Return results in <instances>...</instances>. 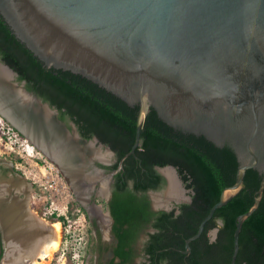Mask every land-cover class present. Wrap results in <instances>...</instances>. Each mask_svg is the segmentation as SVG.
<instances>
[{"label": "water", "instance_id": "water-1", "mask_svg": "<svg viewBox=\"0 0 264 264\" xmlns=\"http://www.w3.org/2000/svg\"><path fill=\"white\" fill-rule=\"evenodd\" d=\"M0 15L46 67L80 74L138 106L134 141L120 163L135 154L151 108L169 126L234 152L235 181L185 240L184 253L242 188L246 170H257L253 203L236 217L229 262L235 264L242 224L264 190V0H0ZM0 117L72 186L82 179L87 147L112 154L95 137L86 141L66 127L57 109L1 59ZM15 177L24 185L22 175Z\"/></svg>", "mask_w": 264, "mask_h": 264}, {"label": "trees", "instance_id": "trees-1", "mask_svg": "<svg viewBox=\"0 0 264 264\" xmlns=\"http://www.w3.org/2000/svg\"><path fill=\"white\" fill-rule=\"evenodd\" d=\"M0 59L18 73V79L26 81L28 90L54 106L60 119L68 117L74 121L84 137L96 135L115 151L118 159L130 150L138 106H129L80 74L46 67L14 36L1 15ZM123 163L125 176H145V182L138 184L141 188L156 186L160 176L155 166L171 164L192 189L191 201L181 204L180 214L174 218L170 215L166 224L168 229L182 232V236L178 234L175 241L164 245L180 247L184 237L197 231L200 221L219 199L223 188L234 183L238 165L230 148L218 147L204 136L169 126L152 108L141 126L140 145ZM259 181L257 170H246L242 188L216 209L201 235L190 243L193 256L188 259L189 264H229L236 217L252 205ZM218 219L221 223L217 222ZM50 220H62L64 224V216L51 214ZM217 224V238L210 242L206 230ZM175 259L174 264H179ZM235 264H264V190L258 207L242 224Z\"/></svg>", "mask_w": 264, "mask_h": 264}, {"label": "flooded vegetation", "instance_id": "flooded-vegetation-1", "mask_svg": "<svg viewBox=\"0 0 264 264\" xmlns=\"http://www.w3.org/2000/svg\"><path fill=\"white\" fill-rule=\"evenodd\" d=\"M60 120L70 130L75 127L82 139L90 141L95 137L96 146L99 143L107 145L96 135L84 137L68 117ZM111 150V155L93 153V149L87 147L82 155V179L72 186L66 177L74 198L69 202V210L82 224L79 228L83 242L81 264H174L175 258L179 264H189L188 259L193 256L191 244L190 251L184 253L185 240L189 236L184 237L182 247L164 244L175 241L178 234L182 236V232H174L166 224L170 215L174 218L180 214L181 204L191 201L192 189L178 171L174 173L166 168L171 164L155 166L160 176L156 186L141 188L138 184L145 182V176H125L124 160L120 163L124 155L118 159ZM17 167L14 162L0 158V264H13L9 258L17 259L18 264L30 260L26 254L20 256L14 248L16 231L39 229L47 222H55L34 199V184L26 179L24 185L17 183L15 176L21 175ZM167 171L176 182L175 195H169L172 187ZM32 208L36 209L38 217ZM59 222L64 226L62 220ZM217 222L221 223L219 219ZM22 224L23 229L19 228ZM218 229L219 224L206 230L208 241L216 240Z\"/></svg>", "mask_w": 264, "mask_h": 264}, {"label": "rangeland", "instance_id": "rangeland-1", "mask_svg": "<svg viewBox=\"0 0 264 264\" xmlns=\"http://www.w3.org/2000/svg\"><path fill=\"white\" fill-rule=\"evenodd\" d=\"M1 121L5 126L12 127L9 123L3 121L2 119ZM0 130V158L2 160L14 162L15 165L18 166L17 169L20 174L27 181L34 184L35 191L33 193V197L34 199L36 198V201L41 203L42 210L45 211L47 215L55 214L56 216H64V226H61L62 224L59 222L61 227L59 245L57 249L52 252L51 256L44 259L43 264H81L83 259L81 257L83 242L82 233L79 228L82 227V224L75 218L72 211L69 210V202H72L74 198L66 177L50 160L58 169L59 177H56L53 174L52 177L54 179L52 180L51 177L45 178L39 175L41 177L39 180L38 175L35 174L37 170L33 169V165H30L28 159L25 157V151H23L21 146L15 141L13 142L12 147H10V139L6 135V127L4 129L0 127ZM14 130L17 131L16 129ZM22 137L24 136L22 135ZM43 156L46 157L45 155ZM54 186H57L59 189L57 192ZM51 201H54V203H51ZM63 203L67 204L65 209L55 208L58 204L59 207H61ZM35 210L36 209L32 208V212L38 217ZM47 226H49L48 222ZM62 230H64V232ZM9 260L10 262L14 261L13 263H16L17 261V259L15 260L14 258H9Z\"/></svg>", "mask_w": 264, "mask_h": 264}, {"label": "bare ground", "instance_id": "bare-ground-1", "mask_svg": "<svg viewBox=\"0 0 264 264\" xmlns=\"http://www.w3.org/2000/svg\"><path fill=\"white\" fill-rule=\"evenodd\" d=\"M167 175L172 187V191L169 193V195H175L176 182L169 171H167ZM60 231L61 227L59 221L52 222L49 224V226L46 225L39 229H26L22 231L18 230L14 235V248L18 251L19 255L26 254L28 257H30V260L25 264H43L44 259L51 256L52 252L57 249L61 237Z\"/></svg>", "mask_w": 264, "mask_h": 264}, {"label": "built area", "instance_id": "built-area-1", "mask_svg": "<svg viewBox=\"0 0 264 264\" xmlns=\"http://www.w3.org/2000/svg\"><path fill=\"white\" fill-rule=\"evenodd\" d=\"M0 127L4 129L6 127V135L10 139V147H12L13 142H17L23 151H25V157L28 159L29 164L33 165V169L37 170L35 173L38 175V179L40 180L41 176L45 178L51 177L52 180L54 179L52 176L53 174L56 177H59V171L55 167V165L48 160L46 157H44L35 147L33 144H31L27 138L22 137L19 135L17 131H15L12 127L5 126L4 123L0 119ZM50 178V179H51ZM56 189V192L59 190L57 186H54ZM51 203H54V201H51ZM66 203H63L61 207H59V204L55 206L56 209H65Z\"/></svg>", "mask_w": 264, "mask_h": 264}, {"label": "crops", "instance_id": "crops-1", "mask_svg": "<svg viewBox=\"0 0 264 264\" xmlns=\"http://www.w3.org/2000/svg\"><path fill=\"white\" fill-rule=\"evenodd\" d=\"M36 219V218H35ZM42 228V227H41Z\"/></svg>", "mask_w": 264, "mask_h": 264}]
</instances>
